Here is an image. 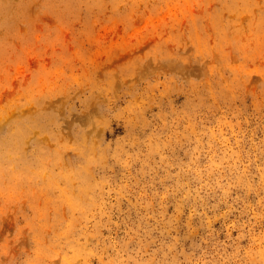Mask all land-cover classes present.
<instances>
[{
    "label": "rangeland",
    "instance_id": "obj_1",
    "mask_svg": "<svg viewBox=\"0 0 264 264\" xmlns=\"http://www.w3.org/2000/svg\"><path fill=\"white\" fill-rule=\"evenodd\" d=\"M0 264H264V0H0Z\"/></svg>",
    "mask_w": 264,
    "mask_h": 264
},
{
    "label": "bare ground",
    "instance_id": "obj_2",
    "mask_svg": "<svg viewBox=\"0 0 264 264\" xmlns=\"http://www.w3.org/2000/svg\"><path fill=\"white\" fill-rule=\"evenodd\" d=\"M157 8V7H156ZM156 12V11H155ZM136 13H137V11H136ZM129 14V13H128ZM167 15V14H166ZM129 19H131V18H129ZM155 27V26H154ZM154 27H152L153 29H154ZM149 30V29H148ZM141 31V30H140ZM141 38V37H140ZM91 39V38H90ZM139 42V41H138ZM133 46V45H132ZM119 47V46H118ZM112 55V54H111ZM77 57V56H76ZM95 59V58H94ZM40 80V79H39ZM63 88V87H62ZM23 152V151H22ZM55 175V174H54ZM78 204V203H77Z\"/></svg>",
    "mask_w": 264,
    "mask_h": 264
}]
</instances>
